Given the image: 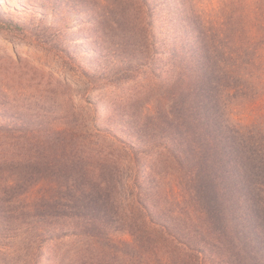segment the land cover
<instances>
[{"label": "rangeland", "instance_id": "obj_1", "mask_svg": "<svg viewBox=\"0 0 264 264\" xmlns=\"http://www.w3.org/2000/svg\"><path fill=\"white\" fill-rule=\"evenodd\" d=\"M127 6L0 0V264H61L77 253L74 238L51 235L77 228L68 220L76 202L99 183L116 187L121 212L135 208L148 177L130 157L136 132L169 98L170 44L187 31L174 0H152L148 46L116 16Z\"/></svg>", "mask_w": 264, "mask_h": 264}, {"label": "trees", "instance_id": "obj_2", "mask_svg": "<svg viewBox=\"0 0 264 264\" xmlns=\"http://www.w3.org/2000/svg\"><path fill=\"white\" fill-rule=\"evenodd\" d=\"M127 1L116 16L154 46L152 0ZM174 2L187 33L170 44L169 98L130 156L146 184L131 213L109 183L79 198L77 228L51 235L79 243L61 264H264V0Z\"/></svg>", "mask_w": 264, "mask_h": 264}]
</instances>
